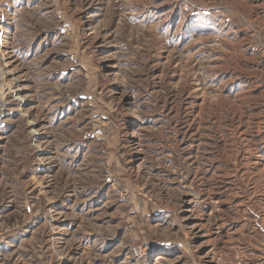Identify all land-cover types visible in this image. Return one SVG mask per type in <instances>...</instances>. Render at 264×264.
Instances as JSON below:
<instances>
[{
    "label": "rangeland",
    "instance_id": "rangeland-1",
    "mask_svg": "<svg viewBox=\"0 0 264 264\" xmlns=\"http://www.w3.org/2000/svg\"><path fill=\"white\" fill-rule=\"evenodd\" d=\"M1 101L0 264H264V0H0Z\"/></svg>",
    "mask_w": 264,
    "mask_h": 264
},
{
    "label": "bare ground",
    "instance_id": "bare-ground-1",
    "mask_svg": "<svg viewBox=\"0 0 264 264\" xmlns=\"http://www.w3.org/2000/svg\"><path fill=\"white\" fill-rule=\"evenodd\" d=\"M8 90V89H7ZM11 91V90H10ZM7 108V107H6ZM6 110L4 109V107H3V104H2V101L0 102V122H1V117L3 116V114H5L4 112H5ZM7 112V111H6ZM2 123H0V125H1Z\"/></svg>",
    "mask_w": 264,
    "mask_h": 264
}]
</instances>
